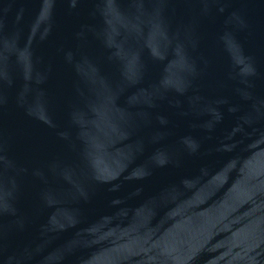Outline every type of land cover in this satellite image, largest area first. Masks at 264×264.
Listing matches in <instances>:
<instances>
[{
  "label": "water",
  "instance_id": "95a60500",
  "mask_svg": "<svg viewBox=\"0 0 264 264\" xmlns=\"http://www.w3.org/2000/svg\"><path fill=\"white\" fill-rule=\"evenodd\" d=\"M264 226V0H0V264H204Z\"/></svg>",
  "mask_w": 264,
  "mask_h": 264
}]
</instances>
